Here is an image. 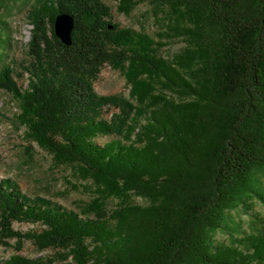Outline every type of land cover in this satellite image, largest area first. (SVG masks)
<instances>
[{"label":"trees","instance_id":"trees-1","mask_svg":"<svg viewBox=\"0 0 264 264\" xmlns=\"http://www.w3.org/2000/svg\"><path fill=\"white\" fill-rule=\"evenodd\" d=\"M116 1L130 14L141 0ZM147 1L155 34L112 22L106 0H33L21 60L0 14V89L19 103L16 124L97 190L72 209L0 178V244L15 249L0 264H264L262 217L213 239L229 209L264 204V0ZM62 12L70 45L54 29ZM175 39L184 46L165 55ZM105 66L128 95L96 92ZM27 240L50 255H23Z\"/></svg>","mask_w":264,"mask_h":264},{"label":"rangeland","instance_id":"rangeland-1","mask_svg":"<svg viewBox=\"0 0 264 264\" xmlns=\"http://www.w3.org/2000/svg\"><path fill=\"white\" fill-rule=\"evenodd\" d=\"M33 0H0V14L8 18L12 25L13 47L11 58L21 60L25 57L26 45L30 39L32 25L27 18L28 8ZM112 7V22L122 27L145 30L152 34L162 30L157 13L151 9L147 0H141L130 14L117 9L118 1L106 0ZM184 46L181 39L168 42L163 49L165 55L173 54ZM94 88L101 95H128L129 87L125 76L109 66L102 68ZM20 112L19 103L8 92L0 89V178H12L21 189L30 195H42L56 200L66 207L77 209L83 201L97 195L96 186L91 178L79 166L59 162L54 156L43 150L38 143L24 136L25 128L16 124V115ZM109 137H100L105 143ZM264 184V171L257 174ZM137 203L143 200L136 198ZM111 202V206L112 201ZM264 218V204L256 201L248 211L238 206L229 209L224 226L213 233L215 242L228 241L233 230L238 227L245 231L251 219ZM14 228L25 232L39 226L30 223L14 222ZM14 244V241H11ZM15 253L13 247L0 244V260ZM21 253L27 257L50 255V251L39 252L30 241H25ZM57 264V263H53Z\"/></svg>","mask_w":264,"mask_h":264},{"label":"water","instance_id":"water-1","mask_svg":"<svg viewBox=\"0 0 264 264\" xmlns=\"http://www.w3.org/2000/svg\"><path fill=\"white\" fill-rule=\"evenodd\" d=\"M74 24V17L69 13L62 12L56 15L54 22L55 33L66 45H70L72 42Z\"/></svg>","mask_w":264,"mask_h":264}]
</instances>
